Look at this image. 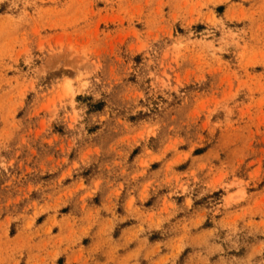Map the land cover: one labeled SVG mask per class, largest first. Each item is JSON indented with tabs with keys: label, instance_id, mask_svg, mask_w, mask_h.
I'll return each instance as SVG.
<instances>
[{
	"label": "rangeland",
	"instance_id": "rangeland-1",
	"mask_svg": "<svg viewBox=\"0 0 264 264\" xmlns=\"http://www.w3.org/2000/svg\"><path fill=\"white\" fill-rule=\"evenodd\" d=\"M0 264H264V0H0Z\"/></svg>",
	"mask_w": 264,
	"mask_h": 264
}]
</instances>
